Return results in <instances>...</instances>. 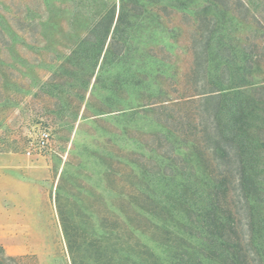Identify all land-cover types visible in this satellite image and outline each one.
Wrapping results in <instances>:
<instances>
[{"label":"rangeland","instance_id":"1","mask_svg":"<svg viewBox=\"0 0 264 264\" xmlns=\"http://www.w3.org/2000/svg\"><path fill=\"white\" fill-rule=\"evenodd\" d=\"M263 36L264 0H0L5 252L20 264H73L60 209L80 230L102 234L103 216H134L150 172L169 191L186 179L179 163L197 169L190 180L200 175L190 140L198 105L182 93L203 70L211 82L225 61L242 66L244 50ZM206 41L205 71L197 52ZM253 69L254 81L264 79L263 62ZM43 129L51 133L45 147L36 142ZM169 150L174 177L163 175L160 152ZM125 226L160 251L150 229Z\"/></svg>","mask_w":264,"mask_h":264},{"label":"trees","instance_id":"2","mask_svg":"<svg viewBox=\"0 0 264 264\" xmlns=\"http://www.w3.org/2000/svg\"><path fill=\"white\" fill-rule=\"evenodd\" d=\"M200 48L198 67L206 71L208 41ZM261 62L264 36L260 44L251 43L244 50L242 66L225 61L211 82L203 70L204 79L182 93L184 102L198 105L192 124L196 133L190 140L203 165L194 180L190 177L197 169L178 164L169 150L160 152L163 175L174 177L170 172L177 163L186 178L179 188L160 190L154 181L159 171L150 172L137 187L134 216H103L102 234L87 228L80 234L75 218L60 209L73 264H264V79H252L253 68ZM128 221L134 230L150 229V239L160 251L125 235ZM19 259L0 245V264H20Z\"/></svg>","mask_w":264,"mask_h":264},{"label":"built area","instance_id":"3","mask_svg":"<svg viewBox=\"0 0 264 264\" xmlns=\"http://www.w3.org/2000/svg\"><path fill=\"white\" fill-rule=\"evenodd\" d=\"M51 133L47 129L40 130L37 134V145L45 147L50 140Z\"/></svg>","mask_w":264,"mask_h":264}]
</instances>
